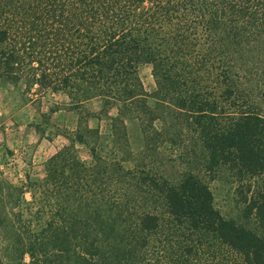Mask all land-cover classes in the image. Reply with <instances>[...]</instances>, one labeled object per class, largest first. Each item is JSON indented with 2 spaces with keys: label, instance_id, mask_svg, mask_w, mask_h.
I'll return each instance as SVG.
<instances>
[{
  "label": "rangeland",
  "instance_id": "374dc122",
  "mask_svg": "<svg viewBox=\"0 0 264 264\" xmlns=\"http://www.w3.org/2000/svg\"><path fill=\"white\" fill-rule=\"evenodd\" d=\"M11 8L0 7V28H9L7 40L0 43V264H78L72 231L63 233L68 232V214L77 206L72 187L43 184L47 160L64 147H70L94 176L106 169L109 179L97 183L112 199L130 200L138 208L145 204L159 216L154 231L135 232V242L128 246L135 209L102 212L103 237L109 255L124 259L119 264H243L214 233L172 221L156 194L147 198L136 192L139 185L132 176L160 184L192 174L208 187L212 206L222 218L264 238L255 216L242 213L245 198L263 186L261 177H240L226 165L208 171L201 125L191 109V92L197 89L195 99L215 103L217 124L245 111L264 116L260 23L238 22L233 33V20L206 16L216 25L193 27L187 52L178 60L187 73L191 71L186 73L189 77L177 78L176 91H167L156 84L152 64L139 63L135 74L143 94L133 98L129 113L119 107L126 115L112 121L117 115L112 99L104 102L91 96V84L74 76L71 63L77 41L65 25L41 7L18 13ZM66 76L67 86L62 82ZM76 132L85 143L75 140ZM60 167L56 171L67 174L69 168ZM55 207L58 215L53 214ZM62 207L68 213L62 214ZM51 219L60 232L53 242L47 227Z\"/></svg>",
  "mask_w": 264,
  "mask_h": 264
},
{
  "label": "trees",
  "instance_id": "16d2710c",
  "mask_svg": "<svg viewBox=\"0 0 264 264\" xmlns=\"http://www.w3.org/2000/svg\"><path fill=\"white\" fill-rule=\"evenodd\" d=\"M6 2L0 0V7L12 5L11 9L17 13L21 9L41 7L65 25L77 41L71 63L76 69L74 76L79 82L91 84L94 89L91 96L100 97L104 102L112 99L117 109L112 121L122 120L130 112L133 98L143 94L135 74L139 63H151L156 84L167 91H176L177 78L189 77L178 60L187 52L186 41L194 35L193 27H214L213 18L217 14L234 21L233 33L239 28L238 22L241 26H250L258 21L259 28L264 29V0H21L19 5H14L13 0ZM8 33V27L0 28V43L7 40ZM182 80L181 83L186 84ZM68 81L67 76L62 78L64 85ZM194 90L196 92L190 91L194 93L191 109L195 113L194 121L201 125V145L206 152L204 166L211 171L226 165L240 177H261L263 186L245 198L242 213L244 216L253 214L258 227L264 230V116L245 111L227 123L217 124L213 118L217 109L215 103L195 99L199 92ZM119 107L128 112L125 114ZM74 137L77 142L85 143L79 132ZM89 150L92 155L93 150ZM57 165L68 167L67 174L56 171ZM96 173L94 176L70 147H64L47 160L43 184H60L63 188L69 183L67 186L72 187L77 206L76 211L68 214V232L63 233L65 236L72 231L78 264L123 263V258L112 256V252L109 255V243L103 237L106 222L102 212L114 209L118 214L128 208L135 209L133 221H129L133 234L127 241L128 246L135 242V232L154 231L159 225V216L146 209L145 204L138 208L130 204V200L112 199L107 195L109 191L97 183L109 179L110 174H106L104 168ZM132 177L139 185L136 192L148 195L147 198L156 194L176 224L186 223L192 229L214 233L240 255L243 264H264V238L236 225L232 219L222 218L212 206L208 187L194 175H183L176 183L162 181L160 184L151 178ZM140 184L149 191L141 190ZM54 209L53 214L58 215L59 210ZM61 211L68 213L63 207ZM47 227L51 235L48 238L53 242L60 232L55 230L53 219ZM114 248L120 249L117 245Z\"/></svg>",
  "mask_w": 264,
  "mask_h": 264
}]
</instances>
